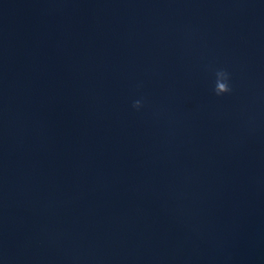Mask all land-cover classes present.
<instances>
[{"label": "water", "instance_id": "95a60500", "mask_svg": "<svg viewBox=\"0 0 264 264\" xmlns=\"http://www.w3.org/2000/svg\"><path fill=\"white\" fill-rule=\"evenodd\" d=\"M0 264H264V0H0Z\"/></svg>", "mask_w": 264, "mask_h": 264}, {"label": "clouds", "instance_id": "9594fccd", "mask_svg": "<svg viewBox=\"0 0 264 264\" xmlns=\"http://www.w3.org/2000/svg\"><path fill=\"white\" fill-rule=\"evenodd\" d=\"M216 78L220 82L219 87L214 89L217 96H223L233 92L232 73L230 71L226 68H218L216 69ZM132 107L136 111H141L145 107V99L143 97L135 99Z\"/></svg>", "mask_w": 264, "mask_h": 264}]
</instances>
